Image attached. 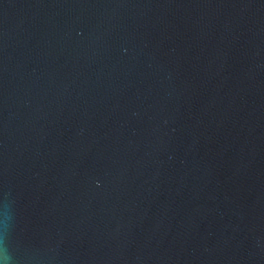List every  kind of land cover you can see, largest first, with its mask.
<instances>
[{
	"label": "water",
	"instance_id": "obj_1",
	"mask_svg": "<svg viewBox=\"0 0 264 264\" xmlns=\"http://www.w3.org/2000/svg\"><path fill=\"white\" fill-rule=\"evenodd\" d=\"M0 264H264V0H0Z\"/></svg>",
	"mask_w": 264,
	"mask_h": 264
}]
</instances>
